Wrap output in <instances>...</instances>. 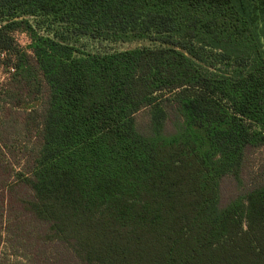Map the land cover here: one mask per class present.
Masks as SVG:
<instances>
[{"label": "trees", "instance_id": "1", "mask_svg": "<svg viewBox=\"0 0 264 264\" xmlns=\"http://www.w3.org/2000/svg\"><path fill=\"white\" fill-rule=\"evenodd\" d=\"M0 68V264H264V167L221 196L264 149V0H0Z\"/></svg>", "mask_w": 264, "mask_h": 264}, {"label": "rangeland", "instance_id": "2", "mask_svg": "<svg viewBox=\"0 0 264 264\" xmlns=\"http://www.w3.org/2000/svg\"><path fill=\"white\" fill-rule=\"evenodd\" d=\"M19 44L23 48H27L30 43V39L27 35H19L18 36ZM0 76L3 78H7V74L3 69L0 68ZM137 122L139 128L143 131L147 128L150 123V115L148 110H144L137 115ZM168 131L172 130L171 124L169 123L167 127ZM264 167V149H250L247 151L246 155V163L243 171V184L240 185L238 181H236L233 177H226L222 181L221 187V196H222V204L228 203L231 199L236 197L239 193L244 192V190L248 186L249 175L252 172H257Z\"/></svg>", "mask_w": 264, "mask_h": 264}, {"label": "built area", "instance_id": "3", "mask_svg": "<svg viewBox=\"0 0 264 264\" xmlns=\"http://www.w3.org/2000/svg\"><path fill=\"white\" fill-rule=\"evenodd\" d=\"M19 35H27L25 32H17L16 33V38L18 39ZM28 36V35H27ZM19 41V40H18Z\"/></svg>", "mask_w": 264, "mask_h": 264}]
</instances>
